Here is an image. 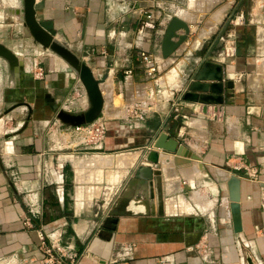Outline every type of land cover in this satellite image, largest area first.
<instances>
[{
  "label": "crops",
  "instance_id": "0c3cea01",
  "mask_svg": "<svg viewBox=\"0 0 264 264\" xmlns=\"http://www.w3.org/2000/svg\"><path fill=\"white\" fill-rule=\"evenodd\" d=\"M15 1H8L10 8L14 9ZM35 7L42 26L78 52L96 76L112 70L106 78L111 80L106 94L112 96L113 79L117 96L127 100L123 109L131 116L133 103L128 98L138 90H151L155 83L138 65L137 31L143 28V43L159 66L171 61L173 54L162 57L160 47L169 19L179 16L190 26L181 50L206 46L203 54L224 66V103L184 99L196 68L202 65L195 57L194 69L189 68L184 83L181 80L186 87L176 93L175 99L182 95V101L171 104L173 116L178 115L175 119L187 118L185 126L175 121L169 128L163 118L153 124L151 112L134 126L101 116L93 122L105 123L104 150L131 144V152L82 157L68 136L61 141L70 149L65 155L43 133V116H34L11 136L1 135L0 264H248V257L254 264H264V0H36ZM221 32L233 37L234 46L233 54L223 58L212 53L222 45ZM44 53L48 61L42 66L58 73L52 78L57 98L69 99L77 77L66 70L60 57ZM125 68L131 69L130 76L124 74ZM231 73L238 81L231 80ZM115 107L104 111L110 116L121 114ZM129 126L143 132L131 133ZM161 130L175 132L178 141L201 159L184 161L158 150L160 207L154 185V214L143 213L145 207L137 204V213L120 216L114 230L106 225L108 216L98 226ZM251 167L256 174L248 173ZM230 173L241 177L238 225L229 215L222 218L229 204H216L220 193L228 199ZM105 178L114 184L104 209L100 205L99 218L81 219L90 212ZM211 182L217 191L209 190Z\"/></svg>",
  "mask_w": 264,
  "mask_h": 264
},
{
  "label": "rangeland",
  "instance_id": "374dc122",
  "mask_svg": "<svg viewBox=\"0 0 264 264\" xmlns=\"http://www.w3.org/2000/svg\"><path fill=\"white\" fill-rule=\"evenodd\" d=\"M7 1L12 0H6V3H3V0H0V42L4 43L17 54L22 64V73L20 76L15 75L10 70L8 63L0 57V136H3V134H9L11 136V133L27 126V121H31L35 118L34 116H43L44 118H41V124L44 127L43 133L47 138L52 140L53 144H55L54 147L59 148L58 151L64 152L65 155L69 154L68 151H70V149L63 147L64 145L66 146L67 143L65 142L62 144L61 141L68 138V136H71L74 143L77 144L76 148L78 149V155L82 157L94 153L117 154L120 152H131L133 147L130 146L131 144L115 150L100 151L92 149V147L95 146L93 143L91 144V142H89L88 136L86 135L87 133H85V127H87L88 124L93 123L95 120L91 123L83 124L82 132L77 133L75 131V125H66L58 118L55 111L52 110L51 106L44 100L43 92L49 90L54 98L60 102L63 108L66 107L65 109L71 112H79L87 106L86 89L76 76L77 78L72 86L70 98L66 99L65 96L57 98L58 92H56L57 88L53 85L52 78H55L58 73L56 71H49L48 67L44 68L42 66L46 61V59H44V52L49 54L54 53H50V51L44 48L40 49L42 48L41 45L33 41L24 24L22 13L20 14L19 12L21 7L20 3L17 0H13L16 2V6L13 9L12 5L11 8L9 7L10 3ZM202 24L203 22L198 23V28H200ZM218 37H220L219 40L222 45L215 46L212 53L214 55H220L222 58L233 54L234 46H232L231 42L233 37L230 38L225 35L224 32H221ZM205 47L206 46H185L182 50L180 47L175 53H173L171 61H165V63L161 62L159 64V72L156 78L152 79L155 82L152 89L150 90L146 88L144 90H138L134 97L128 96V102L132 104L137 101V105H141V108L152 106L154 111H151L153 115L150 117V122L152 121L151 123L153 124H158L160 119L163 118L165 125L169 128L175 126V121H178V125L185 126V121L187 119L185 116H179V119L173 118L174 111L172 110L174 107H171V102L175 99L176 93H180L182 89L186 87L181 83V80L184 83L189 68L194 69L195 57L202 55ZM134 48L135 47H133L132 50H134ZM27 65H29L28 68L26 67ZM51 69H53L52 66ZM172 69L176 70L175 74L174 72H171ZM117 73L122 72L119 71ZM193 76L195 77V74ZM233 76V73H231V80L233 82L238 81L236 80L237 78L235 79ZM107 77V73L103 74V76L98 78L99 82L103 83ZM262 83L264 90V76ZM111 86L112 96L110 98L103 89V95L107 97V105L106 107L104 106L105 108L103 107L99 116L106 117V119L110 118V121L113 122L119 121V123L132 126L141 123L138 117H132L131 115L126 114L123 108L127 100L117 96V89L115 88L113 79ZM78 98H81V100H77ZM262 102L261 105L264 107V99ZM26 103H29V105ZM113 105L116 106L115 108L119 110L121 109L122 113L114 116L107 115L104 109L106 110ZM129 108H131V106ZM133 113L134 112H130V114ZM167 114H170V116H167ZM127 128L131 133L143 132L140 127H137V129H134L133 131L130 126ZM115 182L118 183V180ZM113 184L110 183V181H107V178L100 183L101 193L94 197L90 212L84 213V216H82L81 219L91 220L99 218L101 214L100 205L101 208L104 209L102 205H105L108 201L107 193ZM198 188H201V186L197 187V189ZM208 188L209 190H213L212 188H214V190L217 191V187L213 182L210 183ZM262 197H264V194ZM224 201L225 205L226 203L229 204V207H225V210L223 211L224 216H222V218L227 219V215L232 218L230 201H228L225 195L220 193L216 204L223 203ZM245 264L247 263L245 262Z\"/></svg>",
  "mask_w": 264,
  "mask_h": 264
},
{
  "label": "water",
  "instance_id": "95a60500",
  "mask_svg": "<svg viewBox=\"0 0 264 264\" xmlns=\"http://www.w3.org/2000/svg\"><path fill=\"white\" fill-rule=\"evenodd\" d=\"M35 4L36 0H22V17L29 34L35 43L61 57L66 62V70L73 72L86 89L87 106L79 112L66 110L49 90L43 92V98L51 106L52 110L55 111L58 118L66 125L79 126L91 123L99 117L105 105V98L99 84V79L78 52L42 26L36 16ZM189 32V24L179 16L173 15L169 19L162 37L160 47L162 57L168 58L175 53L185 43ZM0 57L8 63L10 70L15 75L20 76L22 73L20 59L12 49L2 42H0ZM224 70V66L219 62L212 60L203 62L197 70L194 80L188 85L184 99L200 101L202 103L218 102L223 104L222 80L224 78ZM229 91L231 90L229 89L228 93H230ZM26 104L29 105V103ZM151 146L153 149H149L146 159L141 160L137 164L134 173L128 178L124 187L109 207L106 225L113 230L116 228L120 216L137 213L136 210L129 208L134 199L142 201L140 203L145 207L143 213L154 214V185L157 186L156 200L158 206L160 207L162 204L159 188L162 180V170L159 164L158 150L174 153L175 158L184 159V161L201 159L198 154L178 141L175 132L170 134L164 130L160 131L153 139ZM92 149L104 150L102 147H92ZM182 162L177 163L181 164ZM199 167L204 169V164L199 162ZM226 188L232 210V218L235 224L238 225L240 218L241 177L238 174L230 173L226 180ZM247 261L248 264H254L251 257H248Z\"/></svg>",
  "mask_w": 264,
  "mask_h": 264
},
{
  "label": "built area",
  "instance_id": "2783aa9c",
  "mask_svg": "<svg viewBox=\"0 0 264 264\" xmlns=\"http://www.w3.org/2000/svg\"><path fill=\"white\" fill-rule=\"evenodd\" d=\"M153 14L151 12H149L147 14V17H151ZM236 20H239V18L236 16L235 17ZM142 29L143 28H139V30L137 31V43L139 46H136L138 48V65L139 67H142V69L144 70V74L146 77L148 78H152V79H155L158 72H159V66H158V62L156 60V56L155 54L150 51L148 49V46H145L144 43H143V37H144V34H142ZM132 47V46H130ZM102 54H106V52L103 50L102 51ZM206 60H209V54H202L200 56H197L196 57V61H197V64L200 66L201 63H203L204 61ZM199 68L197 67L196 68V71L198 70ZM111 71H108L107 73V76H109V72L111 74ZM131 69L130 68H125L124 69V74L126 76H130L131 75ZM100 84V87H101V83L99 82ZM101 90H102V93L104 92L102 87H101ZM104 94V93H103ZM180 97V96H179ZM182 97V95H181ZM177 98V99H174L171 104L174 105L176 104L177 102L179 103L180 101H182V98ZM104 98H105V95H104ZM137 101L134 102L132 105H131V108H129V111L130 112H134L132 114V116H135V117H138L140 120L144 119L145 116L150 113L151 111H154L153 107L152 106H148L146 108H141L140 106L137 105ZM174 110V109H173ZM167 116H170V114H167ZM178 115H175L173 116L174 118L177 117ZM164 125V123H163ZM82 125H79V126H75V131L77 133L79 132H82ZM105 123L103 121H99L97 123H91V124H88L87 127H85L86 131L85 133H87L86 135L88 136V140L89 142H91V144L93 143L95 147H101V141L102 139L104 138L105 136V132H106V128H105ZM162 129V128H161ZM163 131V130H161ZM165 131V130H164ZM248 170V173H253V174H256L257 173V170L255 167H251ZM109 210V209H108ZM108 212V211H107ZM107 212H105V214L103 215L101 221L99 222L98 226H102L104 224V221L106 219V217L108 216ZM40 238H41V242L42 244H45L44 241H43V236L42 234H40ZM47 253H50V249L49 248H46L45 249ZM161 261H163L164 259L161 258L160 259Z\"/></svg>",
  "mask_w": 264,
  "mask_h": 264
},
{
  "label": "bare ground",
  "instance_id": "6f19581e",
  "mask_svg": "<svg viewBox=\"0 0 264 264\" xmlns=\"http://www.w3.org/2000/svg\"><path fill=\"white\" fill-rule=\"evenodd\" d=\"M7 2H8V1H7ZM18 2H19L20 5H21L20 10H19V12H20V14H21V13H22V0H18ZM213 24H214V23H213ZM213 24H212V25H213ZM212 25H211V26H212ZM212 28H213V27H212ZM207 29H208V28H206V31H207ZM203 31H204V30H203ZM206 31H205V33H206ZM210 31H211V30H210ZM207 33H208V32H207ZM205 35H206V34H205ZM58 57H59V56H58ZM60 58H61V57H60ZM61 59H62V58H61ZM62 60H63V59H62ZM63 61H64V60H63ZM64 63L66 64L65 61H64ZM66 65H67V64H66ZM72 73H73V72H72ZM73 74H74V73H73ZM74 75H75V74H74ZM75 76H76V75H75ZM109 80H110V79H109ZM109 80H106V83L103 84L104 86H103L102 83H101V87L103 86V87H104V90H105L106 92H108V93H109V91H110V81H111V80H110V81H109ZM107 82H108V83H107ZM111 87H112V86H111ZM104 155H105V154H104ZM107 156H108V155H107ZM113 159H114V157H113ZM99 161H100V160H99ZM104 161H105V160H104ZM102 162H103V160H102ZM105 163H106V162H105ZM107 163H108V162H107ZM140 202H142V201H140V200H138V201H137V200H134L133 202H131V205H130L129 208H130L131 210H136V208H135L136 205H137V204H138V205H139V204H142V203H140ZM143 206H144V205H143ZM234 212H235V214L237 213L236 210H235Z\"/></svg>",
  "mask_w": 264,
  "mask_h": 264
}]
</instances>
